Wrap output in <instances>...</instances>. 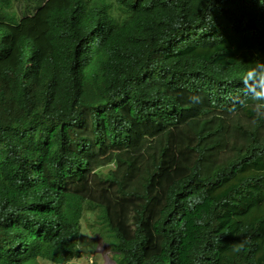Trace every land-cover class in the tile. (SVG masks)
<instances>
[{"label": "trees", "instance_id": "obj_1", "mask_svg": "<svg viewBox=\"0 0 264 264\" xmlns=\"http://www.w3.org/2000/svg\"><path fill=\"white\" fill-rule=\"evenodd\" d=\"M115 4L0 0V264L80 257L84 209L114 264H264V119L241 82L264 0ZM177 88L234 112L130 153L131 121L175 123Z\"/></svg>", "mask_w": 264, "mask_h": 264}, {"label": "rangeland", "instance_id": "obj_2", "mask_svg": "<svg viewBox=\"0 0 264 264\" xmlns=\"http://www.w3.org/2000/svg\"><path fill=\"white\" fill-rule=\"evenodd\" d=\"M109 3V6L115 10V5L113 0H104ZM95 3H101L100 0H95ZM181 95H179V91H174L173 94L179 99L182 104H188L192 111L188 112V110H183L177 119V123H181L185 121L187 118L198 115V111L202 108H206L207 104L205 99L200 94L195 95H184L186 93L193 94L191 92L186 91L185 89L180 90ZM184 112H187L184 116ZM221 114H225L220 111H216ZM182 117V118H180ZM162 129L160 126V122H152L146 121L143 123L133 124V127L130 131V140L133 137V143L139 147V149L132 151H139L143 148V146L150 142L153 137ZM133 131V133H132ZM133 134V136H132ZM105 168L102 169L104 171ZM80 218L81 226L84 230L79 232L77 237V246L80 250V257L72 259L66 263L62 264H114L115 262V254L111 247V237L107 234V231L104 227L100 228L103 222H97L100 225L95 224L94 231H92L91 222H96L95 211H84ZM34 262H31L33 264ZM36 264H54L52 262L39 259Z\"/></svg>", "mask_w": 264, "mask_h": 264}, {"label": "clouds", "instance_id": "obj_3", "mask_svg": "<svg viewBox=\"0 0 264 264\" xmlns=\"http://www.w3.org/2000/svg\"><path fill=\"white\" fill-rule=\"evenodd\" d=\"M100 1L108 4V7L113 12H117V9L118 8H117V6L115 4V0H113V3L115 5V7H116L115 10L109 6V3L105 2L104 0H100ZM13 9H16V8L14 7ZM7 12H10L11 13L13 11L9 10ZM210 21H211V19H210ZM24 54L25 53L22 50V56ZM241 82H242V85H243V94H244V96L247 98V100H250L252 102V105H251L252 106V111L255 114L256 120L264 119V62L259 61V60L255 61V63L245 71L244 75L241 77ZM182 89H184V88H177V89L171 91V93L173 94L174 91H179V95H181V91L180 90H182ZM186 91H188V90H186ZM188 92H191L193 94L186 93L184 95L200 94V95L203 96V98L206 101L207 107L206 108H202L201 110H199L198 111V113H199L198 115L189 117L185 121H183V122H181V123L178 124L177 123L178 115L183 110H188V112H190V111H192V108H190L188 104H182L179 101V99L176 97V95L173 94V96H175V98L178 99V101L184 106V109H182L181 112L177 115L175 123L174 124H169V125L162 126L161 125L162 124L161 123V120H158V121L148 120V121L160 122V126L162 128H166L168 126L171 127V126L181 125V124L185 123L190 118H206V117H209V116H212V115H216V116L228 118V117H231V115L234 112V111H228V110L221 109V108L210 107L208 105L207 98H206L204 92H202V91H198V92L188 91ZM232 110H235V109L233 108ZM122 111L124 113H127L126 112V108H122ZM216 111H220V112H223L225 114H221V113L216 112ZM186 113L187 112H184V116L186 115ZM180 118H182V117H180ZM134 123L135 124H138L137 122L131 121V129H132ZM131 129L129 130V140H130V131H131ZM132 133H133V131H132ZM132 136H133V134H132ZM129 140H128V144H127L126 149L130 153H133V154L140 153L143 148L141 150H139V151H132L131 150V147H132V149H135V150L139 149V147L136 146V144L133 143V137L131 138V141H129ZM109 164H113V162L111 161ZM103 168H105L104 171H102ZM107 169H108V165L107 166H103L101 168V172H106ZM85 210H87V209H84L82 213H84ZM102 227H104L106 229L107 234L111 237V242H113L112 241L113 236L110 234V232H109L107 226L105 225V223H103L100 227H98L97 230H99ZM92 231H94V228L92 229ZM243 247H244V243H241L239 245H236L233 250L236 251V252H239V251H241L243 249Z\"/></svg>", "mask_w": 264, "mask_h": 264}]
</instances>
